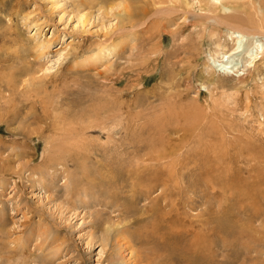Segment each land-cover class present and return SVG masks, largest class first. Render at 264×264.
<instances>
[{
    "label": "rangeland",
    "instance_id": "rangeland-1",
    "mask_svg": "<svg viewBox=\"0 0 264 264\" xmlns=\"http://www.w3.org/2000/svg\"><path fill=\"white\" fill-rule=\"evenodd\" d=\"M225 16L264 51V0H0V264H156L199 238L264 264V52L224 73Z\"/></svg>",
    "mask_w": 264,
    "mask_h": 264
},
{
    "label": "bare ground",
    "instance_id": "bare-ground-1",
    "mask_svg": "<svg viewBox=\"0 0 264 264\" xmlns=\"http://www.w3.org/2000/svg\"><path fill=\"white\" fill-rule=\"evenodd\" d=\"M221 2V1H220ZM224 9H231L230 7L228 6H224ZM210 18H214V19H218V17H215V16H209ZM226 17V18H225ZM225 17H222L220 18L222 20V22H227V26L229 27V38L231 39V41L233 42V45L226 50L227 46H226V43L225 44H222L221 42L217 44L218 47H220V50H224L222 54V67L221 69H223V72L226 73V74H234V75H238L240 74L242 71H245L246 69L249 70V67L250 64L257 58H262L263 56V48H262V51L259 50V47L260 46H263L261 42H259V40H256L255 44L253 45L254 47L248 49V48H244L243 47V40L240 39V36L241 34H244L246 32V28H245V25L243 24V22L241 20L237 21V22H233V21H230L228 19L227 16ZM236 19V17H234ZM219 19V20H220ZM219 20H213V21H218L220 23H222L221 21ZM232 22V24H230ZM235 35V36H233ZM231 37H234V38H231ZM238 38V39H237ZM254 43V42H253ZM219 50V49H218ZM243 52L247 53H251V55L249 57H245L246 59L243 60V64H238V63H234V61L236 60V56L238 55H241L243 54ZM245 53V54H246ZM260 54H262L260 56ZM239 57V56H238ZM248 58V59H247ZM242 59V58H240ZM259 60V59H257ZM256 60V61H257ZM256 63V62H255ZM215 72V70L213 71ZM240 77V75H239ZM242 77V76H241ZM242 79V78H241ZM240 80V79H239ZM143 171V170H142ZM150 178V177H149ZM150 181V180H149ZM156 185V184H155ZM174 203V202H173ZM173 206V205H172ZM178 205H176L177 207ZM174 207V206H173ZM172 209V208H171ZM174 217V216H173ZM177 220V219H176ZM182 221V220H180ZM182 225V224H181ZM217 229V228H216ZM220 229V228H219ZM233 232V231H232ZM222 233V232H221ZM173 234H175V232L173 231ZM231 234V233H230ZM199 235V234H197ZM235 235V234H234ZM221 236V235H220ZM228 236V235H227ZM245 236V234H244ZM251 236V235H250ZM161 237H163V242H170L171 244L174 243L176 244L177 242L176 241H173V238L174 235H168L167 236H164L162 235ZM215 237V236H214ZM255 237V236H254ZM238 238V237H237ZM240 238V237H239ZM246 238V237H244ZM216 239V238H215ZM233 239V238H232ZM214 240V238H213ZM221 240V239H220ZM223 240V239H222ZM240 240V239H239ZM228 241V240H227ZM181 242V241H180ZM215 242V241H214ZM188 243V242H187ZM195 247L192 245V251L191 254L190 252H186L189 250L188 247L184 246L182 247V243L179 245V247L181 248H187V250H180V249H177L179 250L178 252H175L173 251V249H170L169 251L167 252H163L165 253V257L164 260L161 262V263H156V264H223L222 260H216L214 257H208V256H203V255H200L199 254V251H197V249H200L202 248V244L200 242V238L198 240V242L196 241L195 242ZM184 244V243H183ZM201 244V245H200ZM205 244V242H204ZM209 246H210V243H208ZM214 244V243H213ZM212 244V245H213ZM188 245V244H187ZM216 245V244H215ZM218 245V244H217ZM225 245V244H224ZM262 245V244H261ZM205 246V245H204ZM208 247V246H206ZM245 247V246H244ZM250 247V246H249ZM221 248V247H220ZM252 248V247H251ZM208 249V248H207ZM211 249V247H210ZM213 249H214V245H213ZM217 249V248H216ZM216 249L214 250V252L216 251ZM258 249V248H257ZM194 250V251H193ZM203 250V249H202ZM205 250V249H204ZM209 250V249H208ZM206 252V251H205ZM211 252V251H210ZM213 252V251H212ZM218 252V249L215 253ZM180 254L179 255V258L177 257V259H174L175 258V255L176 254ZM196 253L195 255H192ZM209 253V252H208ZM214 253V255H215ZM220 253V252H218ZM203 254V253H202ZM159 255V254H158ZM164 255V254H163ZM210 255V254H209ZM219 255V254H218ZM172 256V258H171ZM153 257V256H152ZM215 257H217V255H215ZM160 258V257H159ZM170 258V259H169ZM154 259V258H153ZM225 262V261H224ZM148 264H151V263H148Z\"/></svg>",
    "mask_w": 264,
    "mask_h": 264
}]
</instances>
